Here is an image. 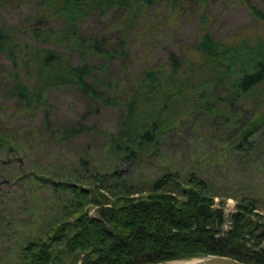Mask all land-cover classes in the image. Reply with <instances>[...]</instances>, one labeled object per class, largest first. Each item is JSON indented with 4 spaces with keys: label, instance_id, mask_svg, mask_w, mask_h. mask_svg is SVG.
Wrapping results in <instances>:
<instances>
[{
    "label": "trees",
    "instance_id": "16d2710c",
    "mask_svg": "<svg viewBox=\"0 0 264 264\" xmlns=\"http://www.w3.org/2000/svg\"><path fill=\"white\" fill-rule=\"evenodd\" d=\"M19 1L23 0H0V10L15 7ZM24 1L35 10L21 14L18 24H6L0 13V99L17 103L14 117H42L49 135L62 140L73 138L81 129L52 125L49 89L75 90L102 109L119 110L116 133H106V158L116 164L132 165L153 155L170 119L178 114L183 89L200 87L199 101L191 104L193 110L201 108L195 124L208 122L229 129L238 119L234 113L245 101L260 104L252 98L257 88L262 87L260 96L264 98V11L251 0H231L244 5L255 23L245 35L225 41L209 31L207 9L212 0H195L196 6L191 8L200 24L195 44L183 46V54L169 52L158 64L145 62L137 68L132 65L140 37L130 40L132 28L154 4L168 3L169 12L177 9L174 0ZM92 24H103V28L96 30ZM118 60L121 69L112 71ZM131 68L136 73L131 74ZM125 73H130L128 83L120 78ZM208 73L206 81L200 82ZM190 110L188 106L186 111ZM248 120L242 118V124ZM12 121L6 122L11 125ZM18 132L1 127L0 151L14 153L11 145L19 140ZM259 132L254 144L247 140L254 135L243 140L246 155L252 146L264 143V126ZM26 135L34 136L31 131ZM122 176L113 170L88 177L93 180L90 184L83 181L87 187L79 183L80 178L65 183L62 187L71 197V209L65 215L76 216L55 222L44 238L27 243L22 252L29 264H56L60 252L81 256V264H156L207 255L264 264V221L257 219L253 201L243 198L237 202L227 228L222 208L202 180L191 177L176 195L164 191L174 180L172 175H164L145 195L129 188L115 201L105 200L99 189L117 194L120 189L115 185ZM108 178L118 191L105 185ZM96 182L100 186L95 190L91 186ZM91 202L97 206L94 216L84 207Z\"/></svg>",
    "mask_w": 264,
    "mask_h": 264
},
{
    "label": "rangeland",
    "instance_id": "374dc122",
    "mask_svg": "<svg viewBox=\"0 0 264 264\" xmlns=\"http://www.w3.org/2000/svg\"><path fill=\"white\" fill-rule=\"evenodd\" d=\"M174 2L177 9L171 8V12L168 3L162 6L154 4L145 10L143 19L139 18L138 24L132 28L130 40L140 37L134 48L136 58L132 67L137 68L145 62L154 66L166 59L169 52L183 54V46L195 44L200 24L191 7L196 6V2ZM251 2L264 11V0ZM33 10L34 5L23 0L15 7L2 8L0 13L6 24L14 25L19 23L21 14ZM207 11L211 35L223 41L244 34L255 23L239 2L212 0ZM92 26L96 30L103 28V24ZM243 34L237 36V40L243 38ZM121 67L118 60L112 64V71ZM134 70L131 68V74L136 73ZM129 74H120L123 75L120 77L123 82L128 83ZM209 76L210 73L204 74L200 82L204 83ZM199 91V86L183 89L178 114L170 119L172 123L163 133V139L153 155L132 165L116 164L106 158V133H116L119 110L112 107L102 109L75 90L49 89L47 101L52 125L81 129L73 138L62 140L49 135L42 117L35 119L34 114L32 119L26 115L14 117L17 103L0 99V130L1 127L12 132L19 130L17 135H20L19 140L11 145L14 153L0 151V264H29L22 252L27 243L44 238L55 222L72 220L76 216L65 215L71 209V197L62 187L65 183H75L80 178L79 183L84 186L85 181L90 184L97 175L113 170L123 175L115 185L120 191L112 195V192L99 189V193L106 196L105 200L115 201L122 196V190L129 188L139 189L145 195L151 191L153 183L164 175L174 178L164 191L179 195L193 177L204 181L215 196V203L222 208L226 218L225 227H229V217L236 211L237 202L243 198L257 205V219L264 221V143L252 146L248 155L242 145L243 140L251 135L254 138L247 140L254 144L264 126V98L260 96L263 89L257 88L252 96L260 100V104H249L244 100L243 108L234 113L238 119L233 120L230 129L208 122L195 124V120L200 118L197 114L201 108L195 106L197 109L193 110L191 104L193 100L199 101ZM211 91H208L209 95ZM188 106L190 111H186ZM43 109L42 113L45 112ZM10 118H13L11 125L6 122ZM242 118L249 119V126V122L242 124ZM28 125L30 128L25 130ZM30 131L34 136L28 138L26 133ZM91 176L93 178L88 181ZM52 183L59 186L54 187ZM113 184L112 178L105 182L110 190L118 191ZM98 186L96 182L91 187L96 190ZM78 197L83 199L81 194ZM98 201L103 202L101 198ZM84 207L94 216L95 203ZM60 253V262L56 264H81V256Z\"/></svg>",
    "mask_w": 264,
    "mask_h": 264
},
{
    "label": "water",
    "instance_id": "95a60500",
    "mask_svg": "<svg viewBox=\"0 0 264 264\" xmlns=\"http://www.w3.org/2000/svg\"><path fill=\"white\" fill-rule=\"evenodd\" d=\"M190 260H193V259H190ZM190 260H187V261H190ZM182 261L184 262L186 260L166 261V262H161V263H156V264H181ZM187 264H248V263H244V262L238 261L230 257L207 255V256L194 258L192 262L187 263Z\"/></svg>",
    "mask_w": 264,
    "mask_h": 264
},
{
    "label": "bare ground",
    "instance_id": "6f19581e",
    "mask_svg": "<svg viewBox=\"0 0 264 264\" xmlns=\"http://www.w3.org/2000/svg\"><path fill=\"white\" fill-rule=\"evenodd\" d=\"M193 260H194V259H193ZM193 260H190V261H184V262L182 261L183 263L181 262V264H187V263L192 262Z\"/></svg>",
    "mask_w": 264,
    "mask_h": 264
}]
</instances>
